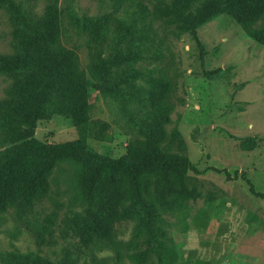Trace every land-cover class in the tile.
<instances>
[{
	"label": "rangeland",
	"instance_id": "1",
	"mask_svg": "<svg viewBox=\"0 0 264 264\" xmlns=\"http://www.w3.org/2000/svg\"><path fill=\"white\" fill-rule=\"evenodd\" d=\"M51 1L61 18L60 44L75 53L89 89L91 121L85 137L93 150L119 158L147 140L143 121L149 108L139 99L160 70L175 84L169 97L174 111L159 144L166 154L187 158L204 171L186 176L199 199L186 210L164 215L179 252L176 264H264V199L253 196L242 179L233 180L236 171L246 173L264 192V46L228 16L199 27L198 44L155 17L168 0H35L31 6L40 15ZM139 2L155 18L152 25L151 17L135 13ZM79 18L109 21L96 35ZM159 49L161 59L155 53ZM13 51L12 25L0 8V55ZM11 84L0 75V104ZM82 133L71 119L55 115L38 122L35 137L67 143ZM251 139L256 142L252 150L240 148ZM2 143L0 131V160ZM91 206L76 166L60 163L50 176L48 194L36 206L0 211V264L14 255L39 257L46 264H120L119 254L130 264L133 222L116 223L107 244L85 247L75 235L76 216ZM53 212L58 213L56 224L39 245L32 227Z\"/></svg>",
	"mask_w": 264,
	"mask_h": 264
},
{
	"label": "trees",
	"instance_id": "2",
	"mask_svg": "<svg viewBox=\"0 0 264 264\" xmlns=\"http://www.w3.org/2000/svg\"><path fill=\"white\" fill-rule=\"evenodd\" d=\"M35 0H0L12 25L13 53L0 55V75L12 80L7 97L0 104V131L4 148L0 160V211L9 206L33 208L50 189V176L64 162L77 168L78 181L92 206L74 220V233L85 246L111 243L115 224L133 222V240L128 244L130 264H176L179 252L170 236L164 217L189 208L200 194L186 185L192 172L202 175L189 159L163 152L160 141L171 122L174 106L169 102L175 84L163 69L151 78L140 97L149 108L143 122L147 140L130 146L119 158L102 155L87 143L89 126V89L82 77L75 53L60 44V16L57 3H48L38 15L31 6ZM136 14L155 18L144 2ZM221 16L237 23L253 41L264 46V0H168L155 17L167 27L190 34L198 44V28ZM99 35L107 18H79ZM260 23V26L256 25ZM129 30V28H128ZM157 59L163 57L159 49ZM58 115L69 118L82 136L67 143H45L35 137L39 121ZM255 140L241 143L249 151ZM222 172L221 170H216ZM226 173L231 180L230 173ZM251 194L264 199L246 173L235 172ZM24 210V209H20ZM22 212V211H21ZM20 212V215L22 214ZM58 213L48 215L32 231L39 245L46 242L56 224ZM120 264L123 261L119 254ZM4 264H46L39 257L11 256Z\"/></svg>",
	"mask_w": 264,
	"mask_h": 264
}]
</instances>
